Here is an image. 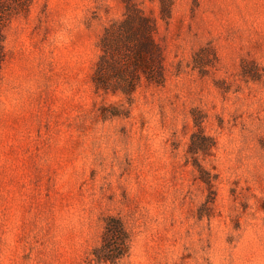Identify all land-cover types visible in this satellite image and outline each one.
I'll return each mask as SVG.
<instances>
[{
	"label": "rangeland",
	"instance_id": "obj_1",
	"mask_svg": "<svg viewBox=\"0 0 264 264\" xmlns=\"http://www.w3.org/2000/svg\"><path fill=\"white\" fill-rule=\"evenodd\" d=\"M135 1L165 81L131 103L91 80L124 0H31L7 23L0 264H89L109 214L131 235L117 264H264V0H174L166 19ZM195 121L213 139L196 159Z\"/></svg>",
	"mask_w": 264,
	"mask_h": 264
},
{
	"label": "trees",
	"instance_id": "obj_2",
	"mask_svg": "<svg viewBox=\"0 0 264 264\" xmlns=\"http://www.w3.org/2000/svg\"><path fill=\"white\" fill-rule=\"evenodd\" d=\"M30 1L0 0V74L6 57L7 23ZM173 2L157 0L161 18L170 16ZM156 23V18L135 0H124L122 17L106 25L98 39L99 52L91 75L95 92L120 94L131 103L138 87L163 85L164 55L154 37ZM243 72L245 75L251 74L245 71V66ZM195 124L199 130L191 134L187 148L194 158L213 144L212 137L205 135L199 122L195 121ZM195 164L200 166L197 161ZM203 180L210 184L209 179L203 177ZM130 240V231L123 219L117 215H106L100 241L90 251L89 264H117L128 253Z\"/></svg>",
	"mask_w": 264,
	"mask_h": 264
}]
</instances>
